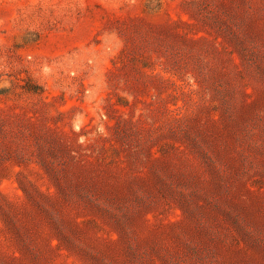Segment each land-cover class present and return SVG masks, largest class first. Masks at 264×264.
<instances>
[{"label": "rangeland", "instance_id": "obj_1", "mask_svg": "<svg viewBox=\"0 0 264 264\" xmlns=\"http://www.w3.org/2000/svg\"><path fill=\"white\" fill-rule=\"evenodd\" d=\"M0 264H264V0H0Z\"/></svg>", "mask_w": 264, "mask_h": 264}]
</instances>
